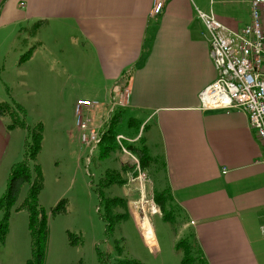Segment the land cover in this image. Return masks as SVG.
<instances>
[{
	"label": "crops",
	"instance_id": "1",
	"mask_svg": "<svg viewBox=\"0 0 264 264\" xmlns=\"http://www.w3.org/2000/svg\"><path fill=\"white\" fill-rule=\"evenodd\" d=\"M1 3L2 24H38V46L75 42L101 80L83 97L100 103L88 111L104 115L107 92L114 98L126 84L128 102L115 113L143 118L133 119L147 127L151 188L175 198L209 264H264V148L244 110L206 109L199 99L218 77L199 11L240 30L251 23L252 0H166L157 16L154 0ZM7 131L0 124V154Z\"/></svg>",
	"mask_w": 264,
	"mask_h": 264
},
{
	"label": "rangeland",
	"instance_id": "2",
	"mask_svg": "<svg viewBox=\"0 0 264 264\" xmlns=\"http://www.w3.org/2000/svg\"><path fill=\"white\" fill-rule=\"evenodd\" d=\"M2 7L3 3L0 10ZM34 27V23L0 22V104L17 102L23 111L15 118L30 128L39 123L43 127L36 163L44 176L39 202L49 214L46 264H102V255H107L108 264L118 258H133L143 264H184V251L176 245L191 234L183 228L185 212L169 195H165L168 199L164 205H158V193L151 188L147 176L143 181L128 180L129 174L138 173L136 163L143 169L140 157L130 148L140 142L141 137L134 139L139 131V136L147 135L145 123L141 126L133 119L142 123L143 118L126 109L118 119L115 141L102 145L122 98L128 100V87L122 85L114 98L111 91L107 92V100L111 101L102 116L88 111L100 106L98 101L88 99L92 105L85 106L81 113L87 124L83 130L77 102L79 97H93L101 80L90 64L84 63L85 56L73 46L75 42L59 39L52 41L50 48L40 47L41 35L34 34ZM35 48L39 51L29 61L26 54ZM112 88L113 85L109 90ZM114 102L119 104L112 110ZM12 117L0 119L9 139L0 154V198L6 192L13 166L26 159L30 139L27 128H9ZM93 128H102L96 135V144L84 142L83 132L90 133ZM120 134L125 136L122 141L117 139ZM108 171L119 174L126 182L110 184ZM29 188L28 182L22 186L18 203L27 197ZM116 197L126 199L128 207H110L109 199ZM61 199L66 200V210L51 214ZM119 214L124 216L119 218ZM166 214L171 217L166 218ZM28 224L26 210L12 212L8 235L4 241L0 239V264H24L31 256ZM193 238L196 257L201 249Z\"/></svg>",
	"mask_w": 264,
	"mask_h": 264
},
{
	"label": "built area",
	"instance_id": "3",
	"mask_svg": "<svg viewBox=\"0 0 264 264\" xmlns=\"http://www.w3.org/2000/svg\"><path fill=\"white\" fill-rule=\"evenodd\" d=\"M165 2L154 0L153 16L163 11ZM251 16L249 25L234 30L220 22L213 13L199 11L206 28L204 35L218 72L217 79L200 92L199 99L201 107L206 109L244 110L250 127L255 130L264 148V0H252ZM126 92L128 98L129 90L126 89ZM122 99L120 106L128 102ZM117 104H112V110ZM91 105L88 99H79L77 102L79 125L83 130L87 124L81 113L85 106ZM101 130L93 128L90 133L83 132L82 140L96 144V135ZM117 139L122 141L125 136L120 134ZM136 165L138 173L129 174V182L143 181L147 176L140 164ZM155 212L157 209L154 207Z\"/></svg>",
	"mask_w": 264,
	"mask_h": 264
},
{
	"label": "trees",
	"instance_id": "4",
	"mask_svg": "<svg viewBox=\"0 0 264 264\" xmlns=\"http://www.w3.org/2000/svg\"><path fill=\"white\" fill-rule=\"evenodd\" d=\"M38 24H35L34 34L37 32ZM32 52L28 51L26 57L29 58ZM23 111V108L17 103L13 104L2 103L0 104V118L9 115L13 116L12 121L9 124V128L22 127L28 129L29 140L27 142V152L26 159L18 164H15L12 168L11 175L9 178L8 187L6 192L0 198V213L2 214V219L0 221V239L4 241L10 230V219L12 212L26 210L29 214V232L31 236V246L32 254L26 260L24 264H46L47 258V248L50 235L49 228V214L44 207L40 205L39 196L44 187V176L41 166L36 163L38 155L42 148L43 142V127L39 123L33 128L27 126L25 121L19 119L17 113ZM121 112L115 114L111 128L104 135V141L102 145L106 143H112L115 141V136L117 134L116 126L119 122V117ZM107 148V147H106ZM133 151L138 154L141 159L143 170L151 163V157L148 152V148L141 136L140 142L137 145H131ZM31 162L33 164H31ZM126 169V168H124ZM118 174V173H117ZM109 183H119L123 185L126 180L122 179L120 175H116L108 171ZM117 177H116V176ZM28 182L30 184L29 192L27 197L20 203H18L19 195L22 186ZM164 195V197H163ZM165 195H169L166 192L158 193L156 196V201L158 205H164L168 198ZM170 196V195H169ZM158 198V200H157ZM165 198V199H164ZM128 201L123 198H112L109 199V206L122 205L126 208ZM161 207V206H160ZM66 210V200L61 199L55 207L51 210V214H59ZM124 214H119L118 217L122 218ZM166 218H170V214L165 215ZM195 240L193 234L179 241L176 245L178 250L184 251L183 263L184 264H209L208 260L205 258L203 253L199 251L196 257L193 255V249L195 246ZM102 264L107 263V255H102ZM112 264H143L139 260L133 258H118Z\"/></svg>",
	"mask_w": 264,
	"mask_h": 264
},
{
	"label": "bare ground",
	"instance_id": "5",
	"mask_svg": "<svg viewBox=\"0 0 264 264\" xmlns=\"http://www.w3.org/2000/svg\"><path fill=\"white\" fill-rule=\"evenodd\" d=\"M98 136V135H97ZM121 140V139H120ZM142 212V211H141Z\"/></svg>",
	"mask_w": 264,
	"mask_h": 264
}]
</instances>
